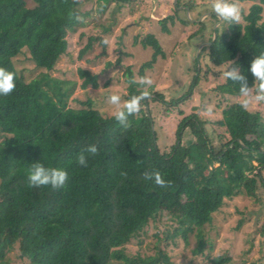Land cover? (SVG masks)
<instances>
[{"label":"trees","instance_id":"trees-1","mask_svg":"<svg viewBox=\"0 0 264 264\" xmlns=\"http://www.w3.org/2000/svg\"><path fill=\"white\" fill-rule=\"evenodd\" d=\"M83 1L92 0H0V67L16 74L15 90L0 95L4 134L0 141V264L7 262L14 249L29 264H176L169 245L187 244L190 233L197 230L201 249L206 243L204 226L227 198L246 193L263 203L264 118L260 112L245 110L241 102L228 105L212 122L180 107L200 79L197 63L202 53L195 57L196 75L190 88L164 101L179 107L180 116L175 142L168 150L158 143L150 105V101L165 100L160 92L147 89L150 98L141 102L125 129L114 115L104 116L91 99L81 101V107L70 106L76 80L43 71L26 81L14 58L26 49L37 67L52 70L67 52L68 33L82 25L79 7ZM253 1L244 21L212 28L210 43L203 48L214 66L234 61L250 87L255 82L249 71L251 61L264 52V0ZM182 5L184 17L179 16ZM201 5L196 0H177L175 13L160 19L162 30L169 33L168 24L176 19L189 24L186 10L192 16ZM209 18L219 21L214 12ZM195 21L200 25L196 35L207 23L199 16ZM96 39L103 42L100 36H91L79 57ZM140 42L154 50L138 70L145 77L158 56L166 53L152 33ZM78 71L83 88L99 86L97 74L83 68ZM125 75L129 100L145 89L139 83L129 84L135 75L131 65L125 67ZM239 87L238 82L225 79L213 90L240 97ZM90 145L97 146L98 154L89 155L87 166H80L76 158ZM35 162L65 169L68 181L59 189L29 187L27 170ZM152 171H159L171 186L145 181L143 174ZM165 216L177 225L155 233L152 251L131 253L128 245H141L144 229ZM211 261L226 264L230 256L216 255Z\"/></svg>","mask_w":264,"mask_h":264},{"label":"rangeland","instance_id":"rangeland-1","mask_svg":"<svg viewBox=\"0 0 264 264\" xmlns=\"http://www.w3.org/2000/svg\"><path fill=\"white\" fill-rule=\"evenodd\" d=\"M253 0L241 1L242 19L248 13ZM202 5L192 12L190 23L184 24L180 20L174 24L169 22L170 32L162 30L160 19L174 14L177 8L175 0H92L83 1L79 7V17L82 25L75 32L68 33L69 46L67 52L61 55L52 70H43L36 66L26 49L14 58L18 72L26 81L32 80L41 72L46 71L52 76L65 80H76L75 90L69 100L72 107H81V101L91 99L95 108L104 116L114 115L115 106L108 103V97L117 94L122 103L127 101L128 81L125 67L131 65L137 80L141 78L138 70L141 64L152 58L153 48L143 46L140 39L147 33L154 34L159 40L165 57L161 55L154 66L146 71V76L153 80L148 88L164 95L165 100L150 101L153 115L156 118V129L159 132L158 143L162 149L168 150L175 142V132L180 119L177 106L166 105L164 101H171L184 94L196 75L194 60L203 54L197 63L200 69V79L191 93L180 104L186 113L197 112L203 119L210 122L220 118L223 109L233 102H241L242 96L234 97L213 90L218 83L225 80L221 72L203 53L208 42L209 33L217 25L227 27V23L210 20L212 10L210 0H196ZM32 5V2H29ZM183 6L178 7L179 16L184 17ZM187 15V14H186ZM204 20L207 27L200 34H194L199 23L195 17ZM194 16V17H193ZM194 20V21H193ZM91 36H100L92 47L79 57L81 49L87 44ZM138 37V40H136ZM121 58V62L117 60ZM79 68L87 69L98 75V87L81 86L83 78L79 75ZM154 96L155 93H152ZM169 107V108H167ZM207 109H211L210 114ZM248 109L260 112L264 118V102H253ZM213 124H208L213 129ZM4 134L0 131V141ZM264 179V171L262 173ZM260 194V191L258 192ZM177 225L168 216L160 222L151 224L141 234V245L130 243L129 251L150 252L157 242L155 233L172 230ZM204 246L200 249V237L196 230L189 235L186 244L180 241L178 245L170 244L169 250L176 264H214L211 257L227 254L230 261L226 264H264V201L260 203L257 197L246 193H239L227 198L224 205L214 213L211 222L202 230ZM163 242V241H162ZM200 249V250H199ZM5 264H29L21 261L14 249L6 258Z\"/></svg>","mask_w":264,"mask_h":264},{"label":"clouds","instance_id":"clouds-1","mask_svg":"<svg viewBox=\"0 0 264 264\" xmlns=\"http://www.w3.org/2000/svg\"><path fill=\"white\" fill-rule=\"evenodd\" d=\"M212 12L219 18L220 24H239L242 19L241 0H210ZM220 25H217L219 27ZM103 43L108 44L105 39ZM225 79H230L238 82L240 95L244 98L241 107L245 110L253 102H264V52L254 57L251 61L250 69L252 76L255 78L253 86L248 85L247 77L241 74L240 67L229 60L226 64L216 67ZM16 74L4 67H0V95L7 96L16 88ZM259 82L258 85L256 82ZM144 86V91L140 95H133L129 100L122 103L121 97L117 94H112L108 97V103L115 106L114 119L125 129L131 126L129 117L137 114L141 109V102L150 98V93L147 90L153 85V80L150 77H141L139 80L133 76L129 80V84ZM255 86V87H254ZM210 114L211 109L206 110ZM98 154L96 145H90L81 151L76 161L80 166H87L89 155L95 156ZM126 175V173H122ZM29 187L38 188L51 186L53 189L62 188L69 179L68 172L63 168L46 167L43 163L35 162L30 165L27 170ZM145 181H154V183L162 188L170 187L171 181H166L159 171L145 172L143 174Z\"/></svg>","mask_w":264,"mask_h":264},{"label":"water","instance_id":"water-1","mask_svg":"<svg viewBox=\"0 0 264 264\" xmlns=\"http://www.w3.org/2000/svg\"><path fill=\"white\" fill-rule=\"evenodd\" d=\"M176 1H177V0H175V3H176ZM189 12H190V11L187 9V10H186L187 17H188V18H191V16H190V13H189ZM214 28H216V26H215ZM215 37H216V32H214V38H215ZM209 43H210V42H205L204 44H206V45H207V44H209Z\"/></svg>","mask_w":264,"mask_h":264}]
</instances>
